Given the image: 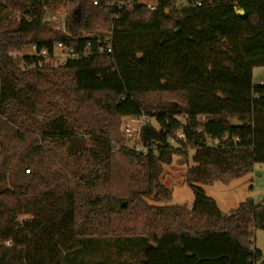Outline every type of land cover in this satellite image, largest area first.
<instances>
[{"label":"trees","instance_id":"obj_1","mask_svg":"<svg viewBox=\"0 0 264 264\" xmlns=\"http://www.w3.org/2000/svg\"><path fill=\"white\" fill-rule=\"evenodd\" d=\"M94 1L0 0V264H264V202L224 214L201 186L264 163V0H131L110 57L28 68V46L73 43L48 12L72 34L104 27L115 7ZM128 116L158 122L147 151L127 145ZM189 149L192 205L157 204Z\"/></svg>","mask_w":264,"mask_h":264},{"label":"rangeland","instance_id":"obj_2","mask_svg":"<svg viewBox=\"0 0 264 264\" xmlns=\"http://www.w3.org/2000/svg\"><path fill=\"white\" fill-rule=\"evenodd\" d=\"M59 11L66 13L63 6L59 8ZM25 50L26 48L19 53V57ZM12 55L14 57L18 56V52L13 51ZM253 82L254 84L264 83V67L258 66L253 69ZM144 119L146 123L143 125L141 124V130H139V125V129H136L135 136L131 139L127 138L126 142L130 147H139L140 151L147 148L145 146L146 144H144V140H155L156 138L153 133L159 131V124L155 119ZM123 120L125 119L121 120V124ZM135 125H137V123H135ZM138 131H140L139 134ZM145 131L149 132V136H144ZM193 153L194 150L189 149L187 156L175 154L173 155L172 162L164 166L161 181L172 190V199L167 203L157 204L192 205L194 194L192 189L186 184L184 178L188 166L194 164L192 159ZM201 186L205 189L207 195L217 200L224 214H228L234 209L239 208L243 203H262L264 202V163H257L251 172L227 184L216 181L212 184H202ZM25 217L29 216H22L20 219H24ZM255 244L264 253V229H258L256 231Z\"/></svg>","mask_w":264,"mask_h":264},{"label":"built area","instance_id":"obj_3","mask_svg":"<svg viewBox=\"0 0 264 264\" xmlns=\"http://www.w3.org/2000/svg\"><path fill=\"white\" fill-rule=\"evenodd\" d=\"M99 0H95L94 4L98 5ZM115 7L112 9L109 19L105 22L102 29L91 32H80L72 34L68 27L66 13H62L59 9L55 12H48L45 19L50 25L59 31L64 32L73 39V43L69 44L63 41H56L51 48H39L37 45H30L26 48L23 54H27L32 58V62L27 64L28 68L43 67V66H59L64 65L67 61L87 57L91 55H104L110 57L113 53L114 42V28L118 15L115 11L120 10L123 5L131 3V0H109ZM148 10H155L157 8V0H137ZM177 6L187 7L189 5L201 6L203 0H175ZM146 117L128 116L124 117L121 124V132L128 139L135 136L136 129L141 130V124H145ZM137 123V125H135ZM140 131H138L139 134ZM179 137H183L181 132ZM140 151L139 147H133ZM142 151H147L144 148Z\"/></svg>","mask_w":264,"mask_h":264},{"label":"water","instance_id":"obj_4","mask_svg":"<svg viewBox=\"0 0 264 264\" xmlns=\"http://www.w3.org/2000/svg\"><path fill=\"white\" fill-rule=\"evenodd\" d=\"M237 12L239 14H244V10L243 9H238ZM154 134V137L156 136L157 137V133H153ZM144 136H147L146 134ZM149 136V135H148Z\"/></svg>","mask_w":264,"mask_h":264},{"label":"crops","instance_id":"obj_5","mask_svg":"<svg viewBox=\"0 0 264 264\" xmlns=\"http://www.w3.org/2000/svg\"><path fill=\"white\" fill-rule=\"evenodd\" d=\"M215 199V198H214ZM216 200V199H215ZM216 202H217V200H216ZM218 204V203H217ZM219 206V205H218ZM220 208V207H219Z\"/></svg>","mask_w":264,"mask_h":264}]
</instances>
